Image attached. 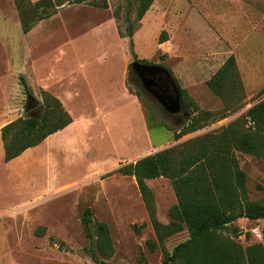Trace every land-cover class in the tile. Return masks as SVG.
<instances>
[{
  "label": "rangeland",
  "instance_id": "374dc122",
  "mask_svg": "<svg viewBox=\"0 0 264 264\" xmlns=\"http://www.w3.org/2000/svg\"><path fill=\"white\" fill-rule=\"evenodd\" d=\"M64 6L26 36L14 0H0V130L26 115L40 114L39 109L26 111L22 79L39 103L43 91L55 97L54 86L62 82L60 92L76 97L62 101L71 111L88 112L95 96L104 117L88 131L83 128L88 124L80 123L72 136L49 140L51 149L67 148L65 171L59 176L54 174L56 153L52 159L45 155L41 164L40 146L5 163L0 138V264H104L93 261L96 239L86 236L81 222L85 209L92 211V226H109L113 254L106 264H161L163 252L137 186L116 171L150 153L226 127L264 101V0H154L136 27L132 49L129 39L121 37L123 46L108 24L93 31L83 27L112 19L125 35L138 0H87L70 5L79 10L62 11ZM162 32L166 38L159 44ZM125 50L126 89L138 100L143 116L122 94L111 92L123 84ZM231 56L243 85V107L224 119L217 116L206 128L178 141L172 129L183 122L166 114L130 74L134 61L163 66L192 101L189 118L196 109L216 114L223 104L206 82ZM39 80L52 86L46 89ZM236 158L246 175L249 200L264 207V158L239 152ZM148 186L154 193L156 219L167 225L176 205L170 180H151ZM263 231L264 221L239 219L224 233L247 247L262 243ZM186 239L184 229L163 245L172 251Z\"/></svg>",
  "mask_w": 264,
  "mask_h": 264
},
{
  "label": "trees",
  "instance_id": "16d2710c",
  "mask_svg": "<svg viewBox=\"0 0 264 264\" xmlns=\"http://www.w3.org/2000/svg\"><path fill=\"white\" fill-rule=\"evenodd\" d=\"M86 1L38 0L31 3L29 0H14V4L21 31L25 35L38 22L55 15L62 6ZM153 2L154 0H138L134 21L127 24L125 35L119 32L120 37L129 39L131 49L136 27ZM101 8H107L106 3ZM165 34L161 33L159 44L165 41ZM174 80L176 82L175 78ZM21 82L28 99L30 98L26 111L39 109L40 114L26 115L1 128L5 163L38 147L46 138L72 122L58 98L43 91L42 102L39 103L32 97L25 81L22 79ZM206 85L221 100L223 111L215 114L197 109L195 111L194 107L196 113L180 127L172 129L174 141L206 128L217 116L224 119L243 107V85L233 56L224 62ZM181 94L186 110L193 108L192 101L185 98L184 90H181ZM138 95L136 94L137 97ZM237 152L264 158V101L250 107L242 118L226 127L147 155L117 169L119 175L135 180L163 252L161 264H264V231L262 243L247 247H242L224 233L227 226L239 219L264 221V207L248 198L246 175L239 168ZM160 178L170 180L176 197V205L169 211L172 219L167 225L156 219L154 193L147 184V181ZM92 221V211L85 209L81 222L86 236L96 239L93 261L106 264L105 261L113 254L110 229L105 222H95L92 226ZM184 229L188 232V239L175 246L172 251H167L163 245L165 240ZM236 235H239L238 231ZM149 244L151 249L156 246L153 242Z\"/></svg>",
  "mask_w": 264,
  "mask_h": 264
},
{
  "label": "crops",
  "instance_id": "0c3cea01",
  "mask_svg": "<svg viewBox=\"0 0 264 264\" xmlns=\"http://www.w3.org/2000/svg\"><path fill=\"white\" fill-rule=\"evenodd\" d=\"M66 9H77L79 10L78 8L76 7H72L70 5H68L67 7L64 6L62 8V11L63 10H66ZM61 11H58L55 15H53L52 17L54 16H57L59 15ZM51 17V18H52ZM49 18V19H51ZM47 19V20H49ZM45 21V20H44ZM98 24H92V26H84L83 27V31H87V29H90L93 31L94 28H101V27H105L107 26V24L109 26L112 27V29L114 30V33H115V36L117 38V40L122 43L123 46L124 45V41H123V38L120 37L119 35V32H118V29L116 27V24L114 22V20L112 19H101V20H98ZM43 21L41 22H38V23H42ZM36 26V25H35ZM34 26V27H35ZM33 27V28H34ZM88 27H93V28H88ZM33 28L30 30L29 33L25 34L26 36H28L29 34H31ZM126 47V46H125ZM126 49V48H125ZM126 61H127V55H126V50H125V54H124V58H123V67H124V70L122 72V76H123V84L121 86V84H119V88H114L112 87L111 88V92L113 90V92L115 93H119V94H122L123 95V99L125 101H128L130 105H134L135 109H137L139 112H140V115L143 116L142 114V109L138 103V100L132 96L131 94L128 93L127 89H126V85H125V78H126V74H125V65H126ZM40 81V80H39ZM41 85L44 86L46 89H49L50 86L52 85H46L44 84V82L40 81ZM63 88V85H62V82H59L57 84H55L54 86V94H55V97L59 99V101L62 103V101H70L72 100V97L73 98H76L75 95L73 94L72 97L69 96L68 94H62L60 91L61 89ZM94 96V95H93ZM62 98V99H61ZM106 100H110L108 96L105 97ZM93 105H90V109L88 110V112H85V111H79L78 109H74V110H68L66 109L65 107V110L68 112V114L70 115V117L72 118V122L66 127L64 128L63 130L49 136L48 138H46L39 146H40V163L42 164L43 162V158L45 157V155H48L49 156V159H52L53 157V154L52 153H56V156L54 155V160H55V163L54 165L56 166V171H55V176H59L63 173L64 170V167L66 166V164L64 163V158H66L65 155L68 154L67 152V148L66 146L64 145H59L57 146L56 148L54 149H51L48 147V143H49V140L51 138H54L56 136H60L61 135V140H64L66 137H70L72 136L73 133H76L75 131V126H82V125H79L80 123H83V125H87V128L84 126L83 128L88 131V128L90 126L91 123H93L94 121H99L100 119H102L104 117V114H102L101 110L99 109V104L98 102L96 101V98L95 96L93 97ZM69 104V103H68ZM63 105V104H62ZM64 106V105H63ZM75 110H78L77 112ZM87 123V124H85ZM88 133L86 132V135ZM150 154H153V153H150ZM149 154V155H150ZM139 160V159H138ZM137 160H134L132 161L131 163H134L136 162ZM52 165V162L50 161L49 162V167ZM132 178V177H131ZM133 181L135 182L134 178H132ZM151 181V180H150ZM149 181H147V184H148Z\"/></svg>",
  "mask_w": 264,
  "mask_h": 264
},
{
  "label": "water",
  "instance_id": "95a60500",
  "mask_svg": "<svg viewBox=\"0 0 264 264\" xmlns=\"http://www.w3.org/2000/svg\"><path fill=\"white\" fill-rule=\"evenodd\" d=\"M130 68L136 74L140 84L144 86L145 90L152 94L158 103V106L168 115H178L183 113V117L177 120V123L183 122L189 118V113L183 103L181 90L176 84L170 72L160 65L142 63L141 61H134ZM162 77H165L168 84L172 88L170 97L164 95V92H157L154 87L161 89ZM30 101V98L28 99Z\"/></svg>",
  "mask_w": 264,
  "mask_h": 264
},
{
  "label": "flooded vegetation",
  "instance_id": "af4514ba",
  "mask_svg": "<svg viewBox=\"0 0 264 264\" xmlns=\"http://www.w3.org/2000/svg\"><path fill=\"white\" fill-rule=\"evenodd\" d=\"M131 71V76H135L136 78H137V76H136V74L133 72V70H130ZM137 80H138V78H137ZM141 83V82H140ZM159 85H161L160 87H161V89L159 90L157 87H154V90H156L157 92H159V91H161V93H163L164 92V95L165 96H167V97H170L171 96V94H172V88L170 87V85L168 84V81L166 80V78L165 77H162V82L159 84ZM141 87H142V89H143V91L147 94V95H149L156 103H157V100H156V98L152 95V94H150V93H148L146 90H145V88H144V86L143 85H141ZM158 104V103H157ZM171 116V115H170ZM190 116V115H189ZM171 117H173V118H176L177 120L178 119H181L182 117H183V113H180V114H178V115H172ZM188 120V119H187ZM186 121V120H185ZM185 121H183V122H185Z\"/></svg>",
  "mask_w": 264,
  "mask_h": 264
}]
</instances>
